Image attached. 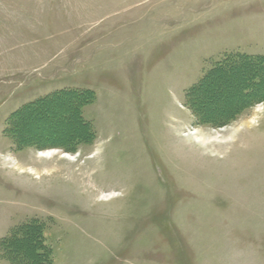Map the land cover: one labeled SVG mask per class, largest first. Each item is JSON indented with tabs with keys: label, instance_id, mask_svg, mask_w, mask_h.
<instances>
[{
	"label": "rangeland",
	"instance_id": "rangeland-1",
	"mask_svg": "<svg viewBox=\"0 0 264 264\" xmlns=\"http://www.w3.org/2000/svg\"><path fill=\"white\" fill-rule=\"evenodd\" d=\"M32 222L46 264H264V0H0V242Z\"/></svg>",
	"mask_w": 264,
	"mask_h": 264
},
{
	"label": "trees",
	"instance_id": "trees-1",
	"mask_svg": "<svg viewBox=\"0 0 264 264\" xmlns=\"http://www.w3.org/2000/svg\"><path fill=\"white\" fill-rule=\"evenodd\" d=\"M83 94L84 93H82V95ZM66 97V103L70 104L66 114H68L67 116L73 117V112L77 108V99L75 94L69 93L67 96L65 94H58L52 97L51 100L44 101L42 103L44 109L38 115H35L34 119L53 114L50 108L51 103L56 102L58 104L62 102L61 99L63 100ZM63 101L65 102V100ZM56 103L51 107L55 106ZM70 111L71 113L69 114ZM35 225L36 223L32 222L21 225L20 227H15L10 232L9 236L0 242V252H2V255H5V258L12 264H46L44 261L45 255L42 250L44 239L39 234H36Z\"/></svg>",
	"mask_w": 264,
	"mask_h": 264
},
{
	"label": "bare ground",
	"instance_id": "bare-ground-1",
	"mask_svg": "<svg viewBox=\"0 0 264 264\" xmlns=\"http://www.w3.org/2000/svg\"><path fill=\"white\" fill-rule=\"evenodd\" d=\"M199 133V131H196V132H193V136H195V138H197L198 137V134ZM204 137L202 136V137H200V141H203L204 142ZM54 151H56V149H54ZM43 153H45L46 155H51V153H52V150H48V152H43ZM62 154V153H61ZM65 154V156H67V157H71L72 155L71 154H69V153H64ZM101 195V194H100ZM102 196V198H100V199H102V200H107V198L109 199V197H113V194L112 193H109V194H105V195H101Z\"/></svg>",
	"mask_w": 264,
	"mask_h": 264
},
{
	"label": "crops",
	"instance_id": "crops-1",
	"mask_svg": "<svg viewBox=\"0 0 264 264\" xmlns=\"http://www.w3.org/2000/svg\"><path fill=\"white\" fill-rule=\"evenodd\" d=\"M0 264H4L2 261H0Z\"/></svg>",
	"mask_w": 264,
	"mask_h": 264
}]
</instances>
